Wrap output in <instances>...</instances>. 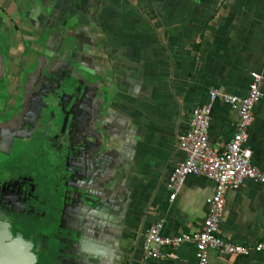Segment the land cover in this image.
Wrapping results in <instances>:
<instances>
[{
	"label": "crops",
	"instance_id": "crops-1",
	"mask_svg": "<svg viewBox=\"0 0 264 264\" xmlns=\"http://www.w3.org/2000/svg\"><path fill=\"white\" fill-rule=\"evenodd\" d=\"M37 1L0 0V35L8 48L19 50L23 38H31L34 28L28 16ZM53 4L52 16L58 21H52L61 26L68 17L64 32L78 36L79 52L87 44L86 68L97 73L94 80L110 102L106 120L115 118L123 142L131 146L120 174L129 202L118 245L120 264H196L191 243L163 247L158 259L144 256V237L157 222L162 235H178L197 230L205 218L210 178L188 175L170 198L169 175L185 158L177 149V136L189 128L192 110L209 101L211 90L244 96L250 73L264 75V0ZM252 113L245 145L251 149V164L264 171V86ZM237 119L235 108L221 98L212 101L208 135L215 150H224ZM222 216L219 235L226 240L252 246L264 238V184L248 179L229 188ZM208 264H264V248L247 255L208 250Z\"/></svg>",
	"mask_w": 264,
	"mask_h": 264
},
{
	"label": "flooded vegetation",
	"instance_id": "flooded-vegetation-1",
	"mask_svg": "<svg viewBox=\"0 0 264 264\" xmlns=\"http://www.w3.org/2000/svg\"><path fill=\"white\" fill-rule=\"evenodd\" d=\"M42 1L41 16L29 19L31 38H23L19 50L0 43V219L13 234L47 246L38 264H89L77 231L60 224L64 209L63 222L78 223L72 208L81 203V182L72 163L80 120L84 133L91 132L96 75L80 69L86 68L87 46L83 42L79 52L78 36L64 32L68 17L61 27L52 21H58L54 0Z\"/></svg>",
	"mask_w": 264,
	"mask_h": 264
},
{
	"label": "water",
	"instance_id": "water-1",
	"mask_svg": "<svg viewBox=\"0 0 264 264\" xmlns=\"http://www.w3.org/2000/svg\"><path fill=\"white\" fill-rule=\"evenodd\" d=\"M42 2L38 0L37 3L31 4L29 16L31 19L36 18V13L42 10ZM80 69L90 76L97 75L88 68L80 67ZM91 83L95 87L92 93L93 104L89 126L91 132L84 133V125L82 127L80 120L81 132L74 156L75 162L72 163L76 169L73 175L81 182L80 186H76L81 190V203L76 205L77 209L72 208L78 223L74 227L67 226L63 222L66 216L64 209L60 227L77 231L81 254L87 253L88 258H92L89 264H120L118 245L123 239V227L126 223L122 222V218L124 220L129 203L120 187L122 179L120 174L125 163L129 162L126 149L131 146L123 142L125 138L115 118L113 117L111 121L106 120L110 102L106 100L104 91L100 90L99 82L93 80ZM103 85L108 84L103 82ZM76 92L79 93L77 88ZM78 102V106L82 105L83 99L78 98ZM77 111H82L81 106ZM87 201L89 204L86 203ZM43 249L47 250V246L34 243L19 234H13L10 224L0 219V264H38V256Z\"/></svg>",
	"mask_w": 264,
	"mask_h": 264
},
{
	"label": "built area",
	"instance_id": "built-area-1",
	"mask_svg": "<svg viewBox=\"0 0 264 264\" xmlns=\"http://www.w3.org/2000/svg\"><path fill=\"white\" fill-rule=\"evenodd\" d=\"M248 92L244 96L209 92V101L195 107L191 112L189 128L177 136V148L185 158L178 162L169 177L172 189L170 198L188 175H202L213 181L212 192L206 198L207 212L199 228L178 235H162L161 223L149 227L143 243L144 256L160 258L163 247H176L183 243L195 246L196 264H208V250L221 254L247 255L252 250L264 248V238L252 246L233 243L219 235V223L229 188L240 186L245 180L264 184V171L251 163V149L245 145L249 126L253 120L252 108L259 101L264 86V75L252 71ZM221 98L238 112L236 130L224 150H215L209 141L208 129L211 120L212 101ZM140 264H144L143 260Z\"/></svg>",
	"mask_w": 264,
	"mask_h": 264
},
{
	"label": "rangeland",
	"instance_id": "rangeland-1",
	"mask_svg": "<svg viewBox=\"0 0 264 264\" xmlns=\"http://www.w3.org/2000/svg\"><path fill=\"white\" fill-rule=\"evenodd\" d=\"M0 43H1L2 45H6L5 39H4V37L1 36V35H0Z\"/></svg>",
	"mask_w": 264,
	"mask_h": 264
}]
</instances>
